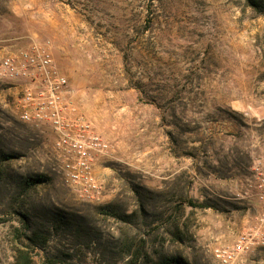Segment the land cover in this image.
<instances>
[{"label": "rangeland", "instance_id": "374dc122", "mask_svg": "<svg viewBox=\"0 0 264 264\" xmlns=\"http://www.w3.org/2000/svg\"><path fill=\"white\" fill-rule=\"evenodd\" d=\"M43 40L111 149L79 198L0 73V264H220L261 208L235 193L264 175V0H0V61ZM230 264H264V243Z\"/></svg>", "mask_w": 264, "mask_h": 264}, {"label": "built area", "instance_id": "2783aa9c", "mask_svg": "<svg viewBox=\"0 0 264 264\" xmlns=\"http://www.w3.org/2000/svg\"><path fill=\"white\" fill-rule=\"evenodd\" d=\"M0 73L27 83L18 98L20 119L50 129L63 180L79 198L97 200L101 188L92 167L111 143L82 116L71 115L69 82L51 56L49 41H32L21 54L2 58ZM255 187L260 211L247 235H240L232 246L215 248L220 264L232 263L253 241L264 243V175Z\"/></svg>", "mask_w": 264, "mask_h": 264}, {"label": "trees", "instance_id": "16d2710c", "mask_svg": "<svg viewBox=\"0 0 264 264\" xmlns=\"http://www.w3.org/2000/svg\"><path fill=\"white\" fill-rule=\"evenodd\" d=\"M44 180L43 177H37L33 179L34 184L37 182H42ZM201 206V205H200ZM33 234H36L35 232H33ZM28 241L30 242H35V240L37 238H39V236L36 234L35 236H31V235H25L24 236ZM44 240V239H43ZM42 240V242H43ZM21 252V251H20ZM19 252V254H20ZM18 254V255H19ZM26 259L28 260L27 257H24V261H26ZM30 261V259H29ZM31 262V261H30ZM150 264H188V262L186 260H184L182 257L180 256H174V257H163L160 258L157 261L151 262Z\"/></svg>", "mask_w": 264, "mask_h": 264}, {"label": "crops", "instance_id": "0c3cea01", "mask_svg": "<svg viewBox=\"0 0 264 264\" xmlns=\"http://www.w3.org/2000/svg\"><path fill=\"white\" fill-rule=\"evenodd\" d=\"M93 172H94V174L96 175V171H97V169H96V162H94L93 163ZM254 191V190H253ZM253 191H249V192H247V191H242V190H238L236 193H235V195L237 196V198H249V197H252V198H250V199H256V198H254L253 196H254V194H255V192H253ZM249 200V199H248ZM253 208H254V210H255V212L250 216V224L251 225H253V223H254V217H255V215L259 212V207L257 206V205H253ZM256 208H257V210H256Z\"/></svg>", "mask_w": 264, "mask_h": 264}]
</instances>
